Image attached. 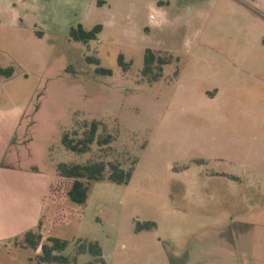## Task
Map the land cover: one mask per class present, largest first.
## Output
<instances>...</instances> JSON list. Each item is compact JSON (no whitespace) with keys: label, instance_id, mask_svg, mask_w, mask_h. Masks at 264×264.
<instances>
[{"label":"rangeland","instance_id":"1","mask_svg":"<svg viewBox=\"0 0 264 264\" xmlns=\"http://www.w3.org/2000/svg\"><path fill=\"white\" fill-rule=\"evenodd\" d=\"M12 1L16 27L0 0V65L15 71L0 82L1 108L24 106L26 151L47 170L107 168L84 203L49 196L28 231L40 242H4L0 264H57L37 260L49 236L68 241L69 264H264V0ZM80 22L103 30L75 40ZM148 48L172 57L158 78L143 72ZM94 119L91 149H67L63 134L83 137ZM110 163L132 170L129 183L109 178ZM66 206L77 215L56 221ZM139 221L156 226L137 231ZM91 241L103 260L78 252Z\"/></svg>","mask_w":264,"mask_h":264},{"label":"crops","instance_id":"2","mask_svg":"<svg viewBox=\"0 0 264 264\" xmlns=\"http://www.w3.org/2000/svg\"><path fill=\"white\" fill-rule=\"evenodd\" d=\"M105 3L106 0H98L99 5ZM5 4L7 9L2 12L13 19L12 26L16 27L22 20L16 3L6 0ZM3 24L0 18V26ZM14 73L1 74L0 82L12 80ZM25 113L21 105L0 106V246L40 225L49 186L59 177L58 162L50 161L47 170L35 149L26 151L31 124L25 121Z\"/></svg>","mask_w":264,"mask_h":264},{"label":"trees","instance_id":"3","mask_svg":"<svg viewBox=\"0 0 264 264\" xmlns=\"http://www.w3.org/2000/svg\"><path fill=\"white\" fill-rule=\"evenodd\" d=\"M103 1H99L102 4ZM103 30V24L98 23L93 28L87 29L82 23H78L76 26H72L70 29V35L75 40L88 42L91 39L98 37V34ZM87 62L96 63V72L104 75H112L113 70L102 66L100 59L96 56L89 55L86 57ZM172 60L171 56H165L156 53L151 48L146 51L145 67L143 72L149 74L154 73L155 78L162 75L164 70V65L170 63ZM119 63L124 67H128V63L125 62L124 55H119ZM12 67L3 68L0 66V75H11L13 73ZM99 129V121L94 119L91 123L90 128L83 137H74L68 131H66L62 136V142L64 146L72 151L78 153H86L91 149V145L95 142L97 137V132ZM77 132H75L76 134ZM111 140V135L106 136L104 139H99L98 142L103 145ZM107 164L105 161L88 162V163H68L60 162L58 163V171L61 178L52 182L49 186V192L45 199L49 196L56 201L59 194L63 195V198H71L73 201L78 203H84L89 194V181L91 180H101L104 177ZM110 174L109 178L112 181L118 183H129L133 172L132 170H126L117 163H110ZM76 210L72 206H66L56 213V221H63L74 217ZM56 221H53L54 223ZM156 226L155 221H145L137 222L136 230L141 231L143 229H150ZM28 235V241L32 246H36L39 240L31 238L32 234L26 232ZM68 241L55 236H49L48 242L41 245V253H38L37 260L39 263L45 262H56L57 264H69V257L64 255L62 251L67 247ZM89 251L94 255L95 258H100L103 260V248L97 241L82 242L79 244L78 252Z\"/></svg>","mask_w":264,"mask_h":264}]
</instances>
